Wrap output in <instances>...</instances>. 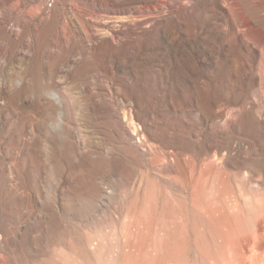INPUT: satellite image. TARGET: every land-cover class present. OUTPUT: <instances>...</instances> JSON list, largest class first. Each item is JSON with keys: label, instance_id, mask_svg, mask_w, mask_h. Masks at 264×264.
I'll use <instances>...</instances> for the list:
<instances>
[{"label": "rangeland", "instance_id": "1", "mask_svg": "<svg viewBox=\"0 0 264 264\" xmlns=\"http://www.w3.org/2000/svg\"><path fill=\"white\" fill-rule=\"evenodd\" d=\"M0 264H264V0H0Z\"/></svg>", "mask_w": 264, "mask_h": 264}, {"label": "bare ground", "instance_id": "2", "mask_svg": "<svg viewBox=\"0 0 264 264\" xmlns=\"http://www.w3.org/2000/svg\"><path fill=\"white\" fill-rule=\"evenodd\" d=\"M262 13V12H261Z\"/></svg>", "mask_w": 264, "mask_h": 264}]
</instances>
